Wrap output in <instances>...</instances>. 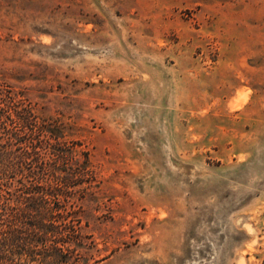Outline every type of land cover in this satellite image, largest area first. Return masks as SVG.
Wrapping results in <instances>:
<instances>
[{"label": "rangeland", "instance_id": "1", "mask_svg": "<svg viewBox=\"0 0 264 264\" xmlns=\"http://www.w3.org/2000/svg\"><path fill=\"white\" fill-rule=\"evenodd\" d=\"M0 85L85 169L84 264H264V0H0Z\"/></svg>", "mask_w": 264, "mask_h": 264}, {"label": "trees", "instance_id": "2", "mask_svg": "<svg viewBox=\"0 0 264 264\" xmlns=\"http://www.w3.org/2000/svg\"><path fill=\"white\" fill-rule=\"evenodd\" d=\"M56 122L0 85V264H84L85 169Z\"/></svg>", "mask_w": 264, "mask_h": 264}, {"label": "bare ground", "instance_id": "3", "mask_svg": "<svg viewBox=\"0 0 264 264\" xmlns=\"http://www.w3.org/2000/svg\"><path fill=\"white\" fill-rule=\"evenodd\" d=\"M247 228H248L249 232L252 231V229H253V227H252V225L250 223H247Z\"/></svg>", "mask_w": 264, "mask_h": 264}]
</instances>
